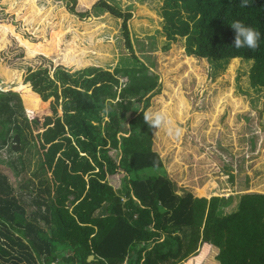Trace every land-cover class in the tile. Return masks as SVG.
<instances>
[{
	"label": "trees",
	"instance_id": "16d2710c",
	"mask_svg": "<svg viewBox=\"0 0 264 264\" xmlns=\"http://www.w3.org/2000/svg\"><path fill=\"white\" fill-rule=\"evenodd\" d=\"M167 6L169 40L186 38L190 57L231 61L232 75L241 59L254 61L252 85L264 88V0L246 6L241 0H168ZM96 8L124 19L125 41L136 57L128 25L132 15L108 0ZM233 20L261 33L258 47L234 48ZM7 37L0 28L6 46ZM6 73L0 60L5 83ZM8 76L16 91L0 90L1 146L13 149L16 135L22 152L33 142L42 178L23 185L35 195L27 203L0 174V238L6 241L0 254L14 264H202L210 248L198 253L207 245L218 250L211 264H264L263 194L244 195L239 210L226 215L231 198L177 193L154 151V129L144 120L151 98L161 91L149 66L75 73L59 68L54 78L39 70L18 91L19 74ZM121 76L128 79L124 88ZM112 152L121 156L119 162ZM118 174L123 175L119 191L108 182ZM91 256L95 260L89 262Z\"/></svg>",
	"mask_w": 264,
	"mask_h": 264
},
{
	"label": "rangeland",
	"instance_id": "374dc122",
	"mask_svg": "<svg viewBox=\"0 0 264 264\" xmlns=\"http://www.w3.org/2000/svg\"><path fill=\"white\" fill-rule=\"evenodd\" d=\"M99 1L76 0L74 5L70 0H0V28L8 32L10 40L6 46L0 39V60L8 78V84L0 78V90L16 91L9 83L14 79L8 76L10 71L19 74L18 91L27 85V77L39 70L48 71L54 78L59 68L71 73L89 68L114 72L118 67L146 64L161 84L147 111H163L171 121L154 129L153 148L177 193L231 198L224 208L226 215L239 210L244 195H264V88L252 85L255 62L241 59L232 75L231 61L188 56L186 38H168V0H108L132 15L128 25L134 57L125 41L124 19L96 8ZM120 78L124 88L128 79ZM41 101L39 97L36 108ZM134 114L128 116V129ZM19 120L25 128L22 117ZM25 133L30 140L26 128ZM33 144L28 143L24 152L22 146L16 152L11 145L1 146L0 141V174L7 176L27 203L35 195L26 192L23 185L38 184L42 178ZM111 155L119 162L121 156L116 152ZM122 181V174L108 177L117 191ZM0 244L5 246L6 241L0 238ZM206 248L211 252L202 264H211L212 254L216 256L218 250L203 245L198 255ZM0 264L14 261L0 254Z\"/></svg>",
	"mask_w": 264,
	"mask_h": 264
},
{
	"label": "clouds",
	"instance_id": "9594fccd",
	"mask_svg": "<svg viewBox=\"0 0 264 264\" xmlns=\"http://www.w3.org/2000/svg\"><path fill=\"white\" fill-rule=\"evenodd\" d=\"M241 3L246 6L249 4V0H241ZM229 24L235 33L233 41L234 48L247 47L250 49H255L256 47H258V42L261 38V33L256 28L247 25L240 20H233ZM143 115L144 120L153 129L159 130L162 126L171 124L168 115L163 111L154 112L149 110L145 111Z\"/></svg>",
	"mask_w": 264,
	"mask_h": 264
},
{
	"label": "water",
	"instance_id": "95a60500",
	"mask_svg": "<svg viewBox=\"0 0 264 264\" xmlns=\"http://www.w3.org/2000/svg\"><path fill=\"white\" fill-rule=\"evenodd\" d=\"M21 137L19 135H16L14 140H13V150L14 151H20L21 150ZM95 260L94 256H91L89 259V262H92Z\"/></svg>",
	"mask_w": 264,
	"mask_h": 264
},
{
	"label": "crops",
	"instance_id": "0c3cea01",
	"mask_svg": "<svg viewBox=\"0 0 264 264\" xmlns=\"http://www.w3.org/2000/svg\"><path fill=\"white\" fill-rule=\"evenodd\" d=\"M185 264V263H184Z\"/></svg>",
	"mask_w": 264,
	"mask_h": 264
}]
</instances>
